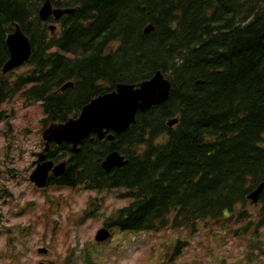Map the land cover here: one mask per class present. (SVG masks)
Instances as JSON below:
<instances>
[{
	"label": "trees",
	"instance_id": "1",
	"mask_svg": "<svg viewBox=\"0 0 264 264\" xmlns=\"http://www.w3.org/2000/svg\"><path fill=\"white\" fill-rule=\"evenodd\" d=\"M46 1L0 0V124L2 106L16 96L26 107L41 103L43 133L78 118L120 84L138 86L162 72L172 85L167 102L139 113L113 141L92 136L78 153L68 143L53 144L48 159L67 165L50 186L100 194L123 189L118 198L130 204L105 216L110 243L116 230L195 231L199 222L250 203L248 195L264 184V0H49L74 11L54 35L53 18L39 17ZM15 24L33 53L28 72L12 79L2 68ZM69 82L74 86L62 92ZM113 151L127 164L107 173L102 163ZM260 204L254 232L264 223V191ZM101 207L92 199L81 223L103 216ZM238 214L251 217L244 208ZM260 238L250 241L249 262L264 258ZM85 264H97L88 252Z\"/></svg>",
	"mask_w": 264,
	"mask_h": 264
},
{
	"label": "rangeland",
	"instance_id": "2",
	"mask_svg": "<svg viewBox=\"0 0 264 264\" xmlns=\"http://www.w3.org/2000/svg\"><path fill=\"white\" fill-rule=\"evenodd\" d=\"M27 72L23 66L13 72L12 79ZM2 109L6 119L0 124V264H65L70 256L74 264H85L87 252L97 264H221L223 260L264 264L262 257L255 262L246 257L255 234L264 241V223L254 232L260 203L239 206L233 215L225 211L220 220L199 222L195 231L116 230L114 242L96 243L105 216L128 206L131 199L118 198L123 189L103 194L54 186L37 189L30 176L36 168L35 154L44 148L41 103L26 107L16 96ZM92 199L101 200L103 216L81 223ZM242 208L251 217H240Z\"/></svg>",
	"mask_w": 264,
	"mask_h": 264
},
{
	"label": "water",
	"instance_id": "3",
	"mask_svg": "<svg viewBox=\"0 0 264 264\" xmlns=\"http://www.w3.org/2000/svg\"><path fill=\"white\" fill-rule=\"evenodd\" d=\"M72 9L53 8L48 0L39 11L42 22H47L51 17L60 21L62 17L73 14ZM56 25H50L54 33ZM153 26L149 25L145 33L152 32ZM9 50V59L5 63L2 73L4 75L25 65L32 56V45L29 38L24 34L21 27L16 24L14 31L8 35L6 41ZM73 83H67L61 91L72 88ZM172 85L162 72H157L152 79L141 83L139 86L120 84L116 90L93 99L86 105L78 118L71 119L64 124H52L43 132V140L46 149L53 143L61 145L70 143L74 153L79 152V146L92 136L109 141L115 139L114 134L121 135L136 123L139 113H145L155 106H161L169 100ZM178 123L175 119L168 125L174 127ZM127 164L124 156L118 151L110 153L102 163L103 169L110 173L114 169L122 168ZM66 163L55 165L48 161L45 153L38 154L37 166L30 180L37 188H45L49 185L50 173L55 177L61 176L65 171ZM264 191V184L254 190L247 199L252 204H258ZM111 238L108 227L100 229L96 236L97 243H103ZM40 253H47L45 249H39Z\"/></svg>",
	"mask_w": 264,
	"mask_h": 264
},
{
	"label": "flooded vegetation",
	"instance_id": "4",
	"mask_svg": "<svg viewBox=\"0 0 264 264\" xmlns=\"http://www.w3.org/2000/svg\"><path fill=\"white\" fill-rule=\"evenodd\" d=\"M43 146H44V148H43V151L45 150V147H46V145L43 143ZM51 149H53V144L47 149V151H49V150H51ZM47 153V152H46ZM36 155V154H35ZM104 226V225H103Z\"/></svg>",
	"mask_w": 264,
	"mask_h": 264
}]
</instances>
